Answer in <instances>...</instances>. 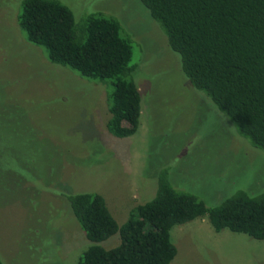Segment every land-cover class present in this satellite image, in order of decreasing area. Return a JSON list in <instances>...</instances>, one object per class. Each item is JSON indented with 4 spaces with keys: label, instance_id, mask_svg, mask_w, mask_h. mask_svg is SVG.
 I'll return each instance as SVG.
<instances>
[{
    "label": "rangeland",
    "instance_id": "rangeland-1",
    "mask_svg": "<svg viewBox=\"0 0 264 264\" xmlns=\"http://www.w3.org/2000/svg\"><path fill=\"white\" fill-rule=\"evenodd\" d=\"M57 1L76 23L106 13L130 32L132 64L140 66L134 73L139 127L132 137H113L106 129L109 83L99 85L50 64L18 26L20 0H0L3 264H77L91 244L68 195H100L121 226L133 208L153 199L161 170L175 190L207 207L237 191L264 193V153L226 126L227 118L202 93L180 83L177 56L143 8L123 0ZM170 239L177 249L172 264H264V241L216 233L206 218L173 227ZM119 241L116 235L101 246L111 249Z\"/></svg>",
    "mask_w": 264,
    "mask_h": 264
},
{
    "label": "trees",
    "instance_id": "trees-1",
    "mask_svg": "<svg viewBox=\"0 0 264 264\" xmlns=\"http://www.w3.org/2000/svg\"><path fill=\"white\" fill-rule=\"evenodd\" d=\"M122 2L143 8L162 29L168 49L177 56L180 83L202 93L205 103L227 118L229 122L218 113L226 126L264 153V0ZM20 5L16 17L26 42L42 49L52 65L99 85L109 83L106 129L118 139L132 137L139 127L141 97L130 32L106 13L76 23L72 11L57 0H20ZM157 179L153 199L133 208L121 226L100 195L65 196L91 244L77 264H172L177 255L172 228L204 218L216 233L228 230L264 241V193L237 191L207 207L194 195L175 190L166 170ZM116 235L118 246H101Z\"/></svg>",
    "mask_w": 264,
    "mask_h": 264
}]
</instances>
